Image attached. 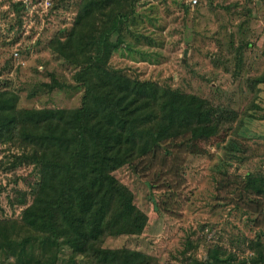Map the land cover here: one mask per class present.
<instances>
[{
    "label": "rangeland",
    "instance_id": "obj_1",
    "mask_svg": "<svg viewBox=\"0 0 264 264\" xmlns=\"http://www.w3.org/2000/svg\"><path fill=\"white\" fill-rule=\"evenodd\" d=\"M39 1L0 0V90L17 92L21 108L79 107L84 90L75 69L49 44L71 28L82 0H56L49 10ZM127 2L136 35L115 51L111 65L206 98L232 118L200 154L183 134L118 169L149 221L142 234L108 237L104 246L140 250L158 264H190L214 249L223 259L234 256L235 264H264V195L246 183L249 175L264 174V83L255 80L264 74V0ZM51 74L66 86L46 87ZM21 153L17 144L0 145L2 221L21 218L17 194L30 191L35 177L33 166H15ZM58 251L59 264H68V244ZM17 260L0 253V264Z\"/></svg>",
    "mask_w": 264,
    "mask_h": 264
},
{
    "label": "trees",
    "instance_id": "obj_2",
    "mask_svg": "<svg viewBox=\"0 0 264 264\" xmlns=\"http://www.w3.org/2000/svg\"><path fill=\"white\" fill-rule=\"evenodd\" d=\"M136 21L127 0H82L71 28L50 41L53 53L75 69L74 80L84 90L81 106L21 108L17 92L0 90V145H19L15 166L35 170L30 191L17 194L21 218L0 220V253L7 260L59 264L65 242L68 264H158L143 251L104 246L108 237L142 234L149 221L115 172L183 134H190V148L200 154L232 112L112 66L115 51L136 35ZM51 78L49 89L66 86ZM255 80L264 83V74ZM246 183L264 195V174H251ZM233 260L214 249L190 264Z\"/></svg>",
    "mask_w": 264,
    "mask_h": 264
},
{
    "label": "built area",
    "instance_id": "obj_3",
    "mask_svg": "<svg viewBox=\"0 0 264 264\" xmlns=\"http://www.w3.org/2000/svg\"><path fill=\"white\" fill-rule=\"evenodd\" d=\"M199 0H191V5H197ZM28 3V1H27ZM55 0H40L38 5H40L44 10H49L54 6ZM26 4V3H25ZM27 5V4H26ZM18 55V53H16Z\"/></svg>",
    "mask_w": 264,
    "mask_h": 264
},
{
    "label": "water",
    "instance_id": "obj_4",
    "mask_svg": "<svg viewBox=\"0 0 264 264\" xmlns=\"http://www.w3.org/2000/svg\"><path fill=\"white\" fill-rule=\"evenodd\" d=\"M187 51H188V50H186V54H187Z\"/></svg>",
    "mask_w": 264,
    "mask_h": 264
}]
</instances>
